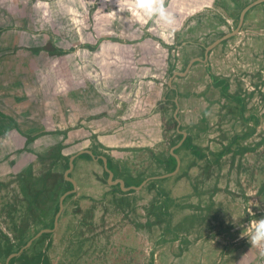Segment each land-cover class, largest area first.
<instances>
[{
  "label": "rangeland",
  "instance_id": "374dc122",
  "mask_svg": "<svg viewBox=\"0 0 264 264\" xmlns=\"http://www.w3.org/2000/svg\"><path fill=\"white\" fill-rule=\"evenodd\" d=\"M250 1L165 0L169 27L132 0H0L2 264L50 227L66 190L60 182L34 198L31 181L47 169L65 178L78 150L109 153L114 176L135 185L167 172L180 139L175 97L180 129L208 156L181 144L175 174L123 195L97 160L77 155L76 193L55 230L8 264H264V247L250 243L264 219V2L211 49L208 65L196 61L168 85Z\"/></svg>",
  "mask_w": 264,
  "mask_h": 264
},
{
  "label": "water",
  "instance_id": "95a60500",
  "mask_svg": "<svg viewBox=\"0 0 264 264\" xmlns=\"http://www.w3.org/2000/svg\"><path fill=\"white\" fill-rule=\"evenodd\" d=\"M264 0H252L250 1L249 3H247L245 6L242 7V9L240 10V13H239V19H238V23L236 25V27L234 29H232L231 31L227 32V33H224L223 35L217 37L215 40H213L210 44H208L207 46H205V49H204V56H203V59H200L199 57H194L192 58L186 65V67L184 68V71H174L171 76L169 77L168 79V85L171 87V82H172V79L176 76V75H183L185 74L189 68L191 67V65L195 62V61H205L207 58H208V52L214 48L217 44H219L220 42L224 41L225 39H228L229 37L237 34L239 32V30L241 29V26L243 24V21H244V18H245V14L247 13V11L249 9H251L252 7L260 4V3H263ZM174 102H175V105H176V108L174 110V118L177 122V125H176V130L182 134V137L180 138V140L174 144L171 148H170V153L175 157L176 159V166L174 168V170L170 171V172H167V173H163L161 175H153V176H150V177H147L145 178L144 180H142L139 184L137 185H134V184H131V185H128L126 186L125 185V181L124 179L122 178H119V177H115L114 176V173L112 170H110L108 167H107V158L104 156V155H99V157H101L102 161H103V167L104 169L106 170V172L108 173V177H107V183L109 185H119L121 190L122 191H129L131 189H135V190H139L140 188H142V186L147 182V180L149 179H155V178H164V177H168V176H172L173 174H175L179 168V164H180V158L179 156L174 152V149L179 147L182 142L184 141L185 137H186V132L181 130L180 129V121L177 117V111H178V108H179V104L177 102V98H174ZM83 153H88L94 160L97 159V157L93 154L92 150L89 149V148H84V149H80L78 150L76 153L72 154L70 157H69V165H68V168L66 169L65 171V179L70 181L72 183V188L71 189H67L65 190L59 197V201H58V209H57V212L54 216V220H53V226L50 227V228H41L39 231H37V233H35L22 247L19 248L18 251H15V252H12L8 255L7 259H6V262L4 264H8V260L14 256H17L24 248L28 247L31 242L38 238L39 236H41L43 233L45 232H50V231H53L55 230L56 226H57V223H58V219H59V216L63 210V201L64 199L66 198V196H68L69 194L75 192L76 188H77V184H76V181L73 177L69 176V172L71 170V168L73 167V160L74 158L77 156V155H80V154H83Z\"/></svg>",
  "mask_w": 264,
  "mask_h": 264
},
{
  "label": "trees",
  "instance_id": "16d2710c",
  "mask_svg": "<svg viewBox=\"0 0 264 264\" xmlns=\"http://www.w3.org/2000/svg\"><path fill=\"white\" fill-rule=\"evenodd\" d=\"M245 5L246 4L242 5V7L245 6ZM242 7H241V9H242ZM88 47L91 48V49H94L96 47V45H92V46L91 45H88ZM71 50L72 49L65 50V49H62V48L55 47V48H53L52 51L55 54L61 55V54L67 53V52H69ZM213 84L219 86L220 91H221L222 94L227 95V93L225 92V88L227 87V82H226L225 79L215 77V78H213ZM177 135H178L179 138L182 137V134L181 133H178L177 132ZM237 136H239V135H234L233 139L236 138ZM33 138L34 137H30L28 139L29 140H32ZM230 144L231 143H229V145H226L219 152L213 153L216 156V159H218L221 156H223L230 149ZM182 145L185 146V147H187V148H189L191 150V152L193 154H195L200 159H204V158H206L208 156V152L202 151L199 146L194 145V144L191 143L190 136L185 137ZM59 148H60V145H59ZM89 149L92 150L93 154L97 157V159H96L97 162L102 167V176H103L104 180H106V177H107L108 173L103 168V161H102L101 157H99V155H104L107 158V167L110 170H112L113 173L116 172V167L113 164L112 158L109 155V153H107L105 151H99V150H97L96 148H93V147H89ZM176 150L177 149H175L174 151L176 152ZM46 155L50 156V152H46V154L43 153V155H39L38 157L40 159H43L44 156H46ZM81 157L88 158L90 160H94L88 153L81 154ZM65 165L68 166V157H66ZM166 166H167V170L168 171H172L175 168V166H176V159H175V157L170 152L167 154ZM50 171L51 170H49V169L45 170L43 173H41L37 177H34L33 180L31 181V183H30V189H31V187H35V191H33L34 198H37L38 195H39V192L43 191L44 189H47V191H54L55 190V186H58V184H61L60 182H63L64 183V188H66V190L72 188V183L70 181L66 180L65 178H63L62 174H60V173L51 174ZM69 176H71L70 173H69ZM124 181H125V185L126 186L132 184V182H130V180H128V179H124ZM139 183L140 182H137L136 184H139ZM150 183L153 184V185H155L154 180L150 181ZM109 189L111 191H118L119 193H121L123 195H126V194H128L129 192L132 191V190L122 191V190H120L119 185H109ZM75 193H76V191L73 192V193H71V194H69L68 196H66V198L64 200H66L69 197H72L73 195H75ZM63 204H64V201H63ZM56 209H58V204L56 205ZM52 226H53V222L50 225V227H52ZM50 227H44V228H50ZM49 234H50V232H45V233H43L39 237L40 238H44L45 236H47Z\"/></svg>",
  "mask_w": 264,
  "mask_h": 264
},
{
  "label": "clouds",
  "instance_id": "9594fccd",
  "mask_svg": "<svg viewBox=\"0 0 264 264\" xmlns=\"http://www.w3.org/2000/svg\"><path fill=\"white\" fill-rule=\"evenodd\" d=\"M132 3L143 17L158 18L169 27L176 23L175 17L165 6V0H132ZM125 10L124 7L119 8L121 12ZM250 243L253 246L264 247V219L257 220L250 235Z\"/></svg>",
  "mask_w": 264,
  "mask_h": 264
},
{
  "label": "flooded vegetation",
  "instance_id": "af4514ba",
  "mask_svg": "<svg viewBox=\"0 0 264 264\" xmlns=\"http://www.w3.org/2000/svg\"><path fill=\"white\" fill-rule=\"evenodd\" d=\"M247 12H248V11H247ZM246 14H247V13H246ZM246 14H245V15H246ZM238 19H239V16H238ZM244 19H245V18H244ZM243 22H244V21H243ZM237 23H238V22H237ZM236 25H237V24H236ZM235 27H236V26H235ZM235 27H234V28H235ZM239 31H240V30H239ZM214 40H215V39H214ZM225 40H226V39H225ZM220 43H221V42H220ZM209 44H210V43H209ZM206 46H207V45H206ZM204 49H205V47H204ZM210 51H211V50H210ZM210 51H209V52H210ZM209 52H208V55H209ZM203 56H204V52H203ZM203 56H202V57H199V58H200V59H203ZM193 58H194V57H193ZM200 61H202V60H200ZM195 62H196V61H195ZM203 62L206 63V64L208 65V58H207L205 61H203ZM175 98H176V97H175ZM177 102H178V101H177ZM174 104H175V102H174ZM175 108H176V105H175ZM179 140H180V139H179ZM175 144H176V143H175ZM169 152H170V151H169ZM169 152H168V153H169ZM174 152H175V151H174ZM194 155H195V154H194ZM178 156H179V155H178ZM195 156H196V155H195ZM196 157H197V156H196ZM197 158H198V157H197ZM199 159H200V158H199ZM179 165H180V164H179ZM103 168H104V167H103ZM178 169H179V168H178ZM173 170H174V169H173ZM105 171H106V170H105ZM167 172H170V171H167ZM167 172H165V173H167ZM162 174H163V173H162ZM159 175H161V174H159ZM107 177H108V175H107ZM149 177H150V176H149ZM146 178H147V177H146ZM144 179H145V178H144ZM144 179H142V180H144ZM155 179H157V178H155ZM142 180H141V181H142ZM152 180H154V179H149V180H147V182H148V181H152ZM106 181H107V179H106ZM141 181H139V182H141ZM145 184H146V183H145ZM134 185H135V184H134ZM136 185H137V184H136ZM56 212H57V211H56ZM50 232H51V231H50ZM28 240H29V239H28ZM28 240H27V241H28ZM27 241H26V242H27ZM31 243H32V242H31ZM4 263H5V262H4ZM0 264H2V263L0 262Z\"/></svg>",
  "mask_w": 264,
  "mask_h": 264
},
{
  "label": "crops",
  "instance_id": "0c3cea01",
  "mask_svg": "<svg viewBox=\"0 0 264 264\" xmlns=\"http://www.w3.org/2000/svg\"><path fill=\"white\" fill-rule=\"evenodd\" d=\"M74 161V160H73ZM102 168V167H101ZM76 184H77V182H76ZM108 184V183H107ZM109 185V184H108ZM77 189V188H76ZM76 191V190H75ZM63 207H64V204H63Z\"/></svg>",
  "mask_w": 264,
  "mask_h": 264
}]
</instances>
